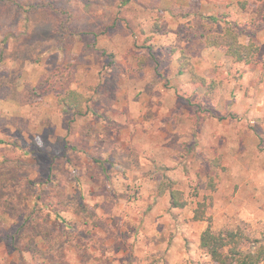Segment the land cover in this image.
Wrapping results in <instances>:
<instances>
[{"label":"rangeland","instance_id":"1","mask_svg":"<svg viewBox=\"0 0 264 264\" xmlns=\"http://www.w3.org/2000/svg\"><path fill=\"white\" fill-rule=\"evenodd\" d=\"M121 1L76 21L87 31L68 35L61 72L51 18L3 11L15 36L0 80L27 96L0 98V264H214L199 246L208 223L264 243V0ZM225 20L258 61L205 46ZM182 51L213 93L179 72ZM68 89L90 99L85 115L58 103ZM164 178L183 207L158 193Z\"/></svg>","mask_w":264,"mask_h":264},{"label":"trees","instance_id":"2","mask_svg":"<svg viewBox=\"0 0 264 264\" xmlns=\"http://www.w3.org/2000/svg\"><path fill=\"white\" fill-rule=\"evenodd\" d=\"M99 1L100 0H0V27H3L1 16L6 8L13 9L16 16L21 17L24 22L29 21L32 13L37 11L45 12L48 17L51 18L52 28L54 27V30L63 36L60 42V50L63 54V64L59 67V71L61 72L62 69H69L72 66L69 61L72 42L71 39L68 38V35L74 36L77 33L87 31L83 30L77 32L76 27L80 28V26L76 25V21L83 18L87 20L95 18L96 7ZM128 2L129 0H122L120 7L125 6ZM193 12L195 11L193 10ZM205 17L212 22H219L220 19L225 16L223 15L222 18L218 16ZM12 19L15 20L14 18ZM48 26L50 27L49 24ZM13 29H15L14 26ZM87 33L94 34L92 31ZM11 36H15V32L11 28L0 29V60L4 58V49ZM203 42L207 47L224 48L225 53L231 57L234 63L248 65L255 63L259 59V45L251 40L247 43L240 41L236 26L229 20H225L223 26L217 32L206 34ZM100 55H106L113 61V54L105 50H102ZM179 61L180 73L187 71L190 78L189 81L192 84L196 87L206 89V92L210 94L213 93L217 83L214 80H207L204 75L198 73L184 51L181 52ZM38 84L39 87L42 86L43 81H40ZM26 96L27 94L25 93L21 94V92L7 87L4 82L0 80V98L13 97L25 103L23 99ZM89 100L87 96L74 89L66 90L64 94L58 96L57 99L58 103L66 110L78 116L87 113L89 110ZM173 185V181L164 178L159 185L158 193L163 194L168 190L170 206L173 208L183 207L185 205L183 193ZM205 205L204 201L197 203V206L193 210V219L206 220ZM55 218L61 219L57 215ZM13 240L15 241V238H13ZM246 241L250 243L252 247L248 251H243L241 245ZM199 246L209 255L214 264H264V243L258 238L248 237L240 229L218 232L213 230L210 223H208L207 227L200 234Z\"/></svg>","mask_w":264,"mask_h":264}]
</instances>
